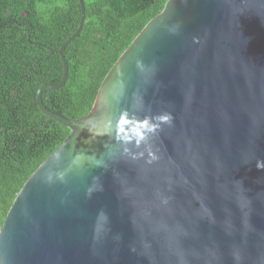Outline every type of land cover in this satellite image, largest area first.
I'll list each match as a JSON object with an SVG mask.
<instances>
[{"label": "water", "instance_id": "water-1", "mask_svg": "<svg viewBox=\"0 0 264 264\" xmlns=\"http://www.w3.org/2000/svg\"><path fill=\"white\" fill-rule=\"evenodd\" d=\"M21 188L0 264H264V0H168Z\"/></svg>", "mask_w": 264, "mask_h": 264}, {"label": "trees", "instance_id": "trees-1", "mask_svg": "<svg viewBox=\"0 0 264 264\" xmlns=\"http://www.w3.org/2000/svg\"><path fill=\"white\" fill-rule=\"evenodd\" d=\"M168 0H85L86 21L66 48L69 76L44 103L68 118L93 108L122 53ZM80 0H0V229L21 188L71 128L45 114L37 93L64 74L59 49L77 30Z\"/></svg>", "mask_w": 264, "mask_h": 264}]
</instances>
